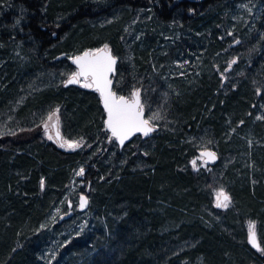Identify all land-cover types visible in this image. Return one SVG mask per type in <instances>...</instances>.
<instances>
[{
  "label": "trees",
  "instance_id": "16d2710c",
  "mask_svg": "<svg viewBox=\"0 0 264 264\" xmlns=\"http://www.w3.org/2000/svg\"><path fill=\"white\" fill-rule=\"evenodd\" d=\"M93 47L117 63L130 48L128 89L149 95L169 131L120 146L96 90L49 85L47 73ZM55 106L84 147L21 122ZM3 125L0 264H264L241 225L255 221L264 244V0H0ZM209 147L218 160L194 170ZM113 149V162L99 158ZM79 168L89 208L59 223ZM218 181L232 204L220 219L209 211Z\"/></svg>",
  "mask_w": 264,
  "mask_h": 264
},
{
  "label": "rangeland",
  "instance_id": "374dc122",
  "mask_svg": "<svg viewBox=\"0 0 264 264\" xmlns=\"http://www.w3.org/2000/svg\"><path fill=\"white\" fill-rule=\"evenodd\" d=\"M110 20H111V18H105V19H101V20L97 21V23L108 24V22ZM88 50L91 53H95V52H97V50H100V47H93V48H90ZM129 50H130V48L126 47L125 49L122 50L123 53H121V55H115L119 58V60L117 63L118 64V67H117L118 75H116L115 82H114L116 89H114L113 91L116 92L117 96H126L128 99H132L131 90L128 89L131 81L130 80L126 81V79L122 76V70L129 68V66L131 65V63H130L131 55H130ZM75 72H77V69L75 67L67 70L63 67V65H59L58 67L54 68V71L47 73L46 78H47L49 85L58 86L62 82L64 83V81L68 77H71L72 74ZM78 79H79V83H81V84L82 83L83 84L89 83L88 80L85 81L81 77H79ZM90 87H86V88H90ZM140 100H141V107L144 111L145 120H149L150 126L155 127L159 124V126L161 127V130L157 132L155 137H157L158 135H161L162 132L165 130L169 131V126L166 125L167 123L165 121V116H163L161 108L159 106L153 105V102L151 101L149 95L146 97H144V96L141 97ZM50 115H51V119H49ZM63 117H64V114H63L62 108L60 106H55L53 108L50 107L48 109L41 110L40 112H36V113L32 114L31 116H29L28 118H26V120L21 121V122H28L29 124L30 123L37 124L40 127L41 134H43L46 137V139H48V140H53V141L55 140L61 148H64V149H80V148L84 147L85 143L87 142V139L83 138V137L78 138V137L69 135L70 133L71 134H74V133H72L68 129L67 117L66 118L65 117L63 118ZM53 121L57 122L58 131L61 133V136H62L61 137V141H62L61 144L54 137V131H53V126H52ZM12 125L15 126V124H12ZM6 130H8V127L6 128V125H3L0 127L1 133L5 132ZM155 137L149 138L148 140L143 141L142 145H140L138 143V145L142 148V150L144 147L150 148L153 145V141L155 140ZM136 138H140V137H136ZM102 143H103V141H99V143L95 146L93 151L94 152L98 151L101 149V147L104 148L101 145ZM111 144H113V143H111ZM136 146H137L136 143H132L131 146H128L127 149L125 150V153L123 154V156L119 157V160H120V158L125 159L127 157V155H130L129 152L131 153L133 148H136ZM209 148L211 149V147H209ZM213 150H215V149H213ZM114 152H115L114 149L110 150V153L108 155H106L105 154L106 152L104 151V152H102L103 155L100 154L99 158L103 159L104 162H109V161L113 162L114 158H116L114 156L115 155ZM87 158H89V157H87ZM119 160H118V162H119ZM193 162H195V165ZM230 162H231V158L229 156H226L224 158L223 163L221 164V169H224V167L227 166V164ZM190 163H191V166L194 170H204L205 172H207L211 169L204 162V159L201 155L195 156L191 160ZM137 166L142 167L141 162L139 164H137ZM80 171H81L80 168L75 171L73 181L70 183V186L67 190V193L64 196L65 197V200H64L65 204L68 201L71 202L74 214L77 212L79 195L85 193V194H87V196L89 198L90 196H89L88 191H91L90 188L86 187L85 180L82 177L78 178L79 175H77V173H80ZM80 186H83V187H80ZM81 188H84L85 191L80 192L79 190H81ZM220 190H223V192L226 193L225 189L220 186V181L213 183L210 190H209V193L211 196V207H213V209H214V210L212 209L209 211H210L212 216H215L218 219L222 218L225 214H228L229 213L228 210L232 209L230 197H228L229 200H228V206L227 207H217L216 206V204H217V193H219ZM221 199H222V197H221ZM215 208H217V209H215ZM68 210L69 209H68L67 204H66V207L61 210L58 218L62 214L67 213ZM89 212H88L86 217L91 215ZM84 219H85V217H84ZM241 225L245 231L246 240H247L248 235H249L250 225L254 226V233L257 236V240H258V243L260 246V248L256 251L261 252L262 249L264 248V244L260 240V236L258 233V228H257L256 222L252 221V220H245ZM247 243H248V240H247Z\"/></svg>",
  "mask_w": 264,
  "mask_h": 264
},
{
  "label": "snow or ice",
  "instance_id": "6c2138e0",
  "mask_svg": "<svg viewBox=\"0 0 264 264\" xmlns=\"http://www.w3.org/2000/svg\"><path fill=\"white\" fill-rule=\"evenodd\" d=\"M105 48H107V46H105ZM100 51L103 50H97V52ZM114 62L111 56L102 59L90 52H85L82 56H78L74 59V63L77 64L79 71L72 74L68 83L78 82V78L81 76L84 77L85 81H87L89 77L92 78V84H95L96 90L100 92L104 107L108 113V119L105 123L112 132V135L123 144L124 140L133 132H143L147 135L152 131V128L149 126V120L142 119V108L139 103L138 92H133V100L130 102L123 96L116 97L108 90L107 86L110 81L107 78V73L111 71V65ZM83 86L90 87L91 84L85 83ZM49 119H51V115ZM202 155L214 158V153H203ZM193 163L195 165V162ZM82 173L83 169H81L80 173H77V175ZM228 200V196L223 190H220V192L217 193L216 206L227 207ZM85 204L86 200L82 196L80 206L83 208ZM249 242L253 247H257L254 226L251 225L249 229Z\"/></svg>",
  "mask_w": 264,
  "mask_h": 264
},
{
  "label": "water",
  "instance_id": "95a60500",
  "mask_svg": "<svg viewBox=\"0 0 264 264\" xmlns=\"http://www.w3.org/2000/svg\"><path fill=\"white\" fill-rule=\"evenodd\" d=\"M100 50H103V51L95 52V53H92V54L95 55V56H99V57L102 58V59H104V58H106V57H108V56H111V57L114 59V61H115V62L111 65V71L107 73V78H108V80L110 81V83L108 84L107 87H108V90H109L111 93H113L116 97H120V96H117L116 92L113 91V77H114V75H115V73H116L117 59L112 55V53L110 52V50H107V49H100ZM85 52H90V51H84V52H82L81 54H78V55L72 57L71 60H70L71 64L77 69V72L79 71V69H78L77 64L74 63V59H75L76 57H78V56H82ZM90 53H91V52H90ZM71 77H72V76H71ZM71 77H68V78L64 81V83H63V86H64V87H67V86H70V85H81V86L84 85L83 83H82V84L79 83V79H78V82H76V83H68V80H69ZM81 78L84 79V77H82V76H81ZM84 80H85V79H84ZM90 80H91V83H92V78H91V77H90ZM91 89L96 90V85H95V84H92ZM96 91H97V90H96ZM97 92H98V91H97ZM98 95H99V97H100V102H101L102 108H103V110L105 111V120H104L105 128H106V130L109 132L110 136L114 137V136L112 135V132L108 129V127H107V125H106V123H105V121H107V119H108V113H107V111H106V109H105V107H104V102H103V99H102V97H101V95H100V92H98ZM123 97H125V99L128 100V101H130V102L133 100V95H132V99H128L126 96H123ZM138 98H139V103H140V106H141V100H140V94H139V92H138ZM141 108H142V107H141ZM142 119L145 120V115H144V111H143V109H142ZM52 126H53V131H54V137H55L56 140L61 144V143H62V141H61V137H62V136H61V133L58 131V128H57V122H56V121H53ZM149 126H150V125H149ZM150 127L152 128V131L149 132L147 135H145L143 132H133L130 136H128L127 139L124 140L123 144H125V143L131 141L135 136H141V137H143V138H147V137H149L150 135H152V133H153V132L155 131V129H156V127H153V126H150ZM117 142L119 143L120 146L123 145V144L120 143L119 140H117ZM203 153H214V158H211V157H209V156H207V155H202ZM199 155H201V156L203 157L204 162H205L206 164H212V163H215V162L218 160V158H219L218 155H217V153H216L214 150L210 149V148H205V149L200 150ZM225 194H226V193H225ZM226 195L228 196V194H226ZM82 196H83V197L85 198V200H86V204H85V206H84L83 208L80 206V205H81V197H82ZM228 197H229V196H228ZM89 205H90V200H89L87 194H85V193L80 194V195H79V200H78V208H77V211H78V212H85V211L89 208ZM67 206H68V209H69V210H68L67 213L62 214V215L59 217V219H58V222H59V223H61L62 221H65V220L71 218V217L74 215V211H73V209H72V204H71V202L68 201V202H67ZM247 240H248V243H249V245L251 246V248H253L254 250H258V249L260 248L259 243H258V240H257V236H256V234H255V240H256L257 247H253V245L249 242V235H248Z\"/></svg>",
  "mask_w": 264,
  "mask_h": 264
},
{
  "label": "flooded vegetation",
  "instance_id": "af4514ba",
  "mask_svg": "<svg viewBox=\"0 0 264 264\" xmlns=\"http://www.w3.org/2000/svg\"><path fill=\"white\" fill-rule=\"evenodd\" d=\"M84 80V79H83ZM88 82L91 84V86H92V83H91V80H90V77H89V79H88Z\"/></svg>",
  "mask_w": 264,
  "mask_h": 264
}]
</instances>
